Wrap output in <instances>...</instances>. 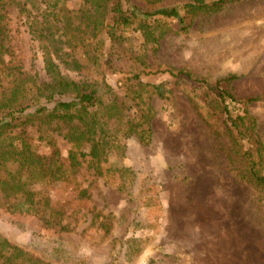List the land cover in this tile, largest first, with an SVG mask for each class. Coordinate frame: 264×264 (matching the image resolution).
Segmentation results:
<instances>
[{
    "label": "rangeland",
    "instance_id": "rangeland-1",
    "mask_svg": "<svg viewBox=\"0 0 264 264\" xmlns=\"http://www.w3.org/2000/svg\"><path fill=\"white\" fill-rule=\"evenodd\" d=\"M183 1L128 3L152 11ZM79 2L65 0L64 7L76 10ZM43 7L41 0H7L15 48L10 64L50 81L44 55L28 33L32 16ZM180 16L181 21L163 19L166 31L157 44L145 43L136 24L123 32L121 44L106 40L103 51L113 58L108 68L95 72L60 66L76 81L87 75L104 82L111 89L105 97L124 99L128 85L145 83L152 134L147 144L136 136L124 139L123 147L103 163L130 168L134 181L127 180L123 188L117 176L96 175L92 169L36 186L39 199L59 211L61 226H46L45 214H18L0 205V233L12 243L49 264H65L51 252L58 240L67 242L77 264H264V191L240 179L245 151L262 161L264 171V0L227 2L214 13L181 10ZM74 50L88 67L81 46ZM166 69L185 70L210 83L235 75L222 85L235 98L233 117L245 116L241 127L254 143L238 135L219 110L209 112L214 96L208 88ZM152 85L160 86L162 96ZM22 134L39 155L50 152L34 126ZM52 137L65 156L69 143L57 133ZM98 214L110 217L107 234L97 226ZM132 238L143 240L137 256L124 242Z\"/></svg>",
    "mask_w": 264,
    "mask_h": 264
},
{
    "label": "trees",
    "instance_id": "trees-1",
    "mask_svg": "<svg viewBox=\"0 0 264 264\" xmlns=\"http://www.w3.org/2000/svg\"><path fill=\"white\" fill-rule=\"evenodd\" d=\"M41 1L44 7L40 9L39 17L32 16L28 33L44 55V68L50 81H39L35 74L23 72L20 65L10 64L15 48L7 26V0H0V205L18 214H45L44 224L55 227L61 226V215L49 206L47 200L39 199L35 189L37 185L68 180L82 169H92L96 175L109 172L113 177L117 176L119 187L123 188L127 180L129 183L134 181L135 175L130 168L122 165L107 167L103 163L123 147L124 139L136 136L141 143L147 144L152 134V107L145 99L149 92L145 83L128 85L126 89L129 92L124 99L115 94L105 97L111 89L104 82L87 75L82 81H76L63 74L60 66L63 70L91 71L95 68V72L103 65L108 68L113 58L108 57L111 52L103 51L106 40L112 46L121 44L125 41L123 32L132 24H136L135 28L145 43L157 44L166 31L163 19L181 21V10L190 15L214 13L225 3L238 0H185L152 11H141L128 3L129 0H79V8L72 11L64 7L65 0ZM150 17L157 18L149 22L147 19ZM76 45L81 46L88 67L75 57ZM165 71L208 88L214 96L208 102L209 112L219 110L238 135L254 143L241 127L245 116L233 117L230 104L235 102V98L222 85L235 75L210 83L185 70ZM133 76L137 78L138 75ZM152 88L162 96L160 86L152 85ZM28 126H34L39 140L50 147L48 154L36 153L22 136ZM19 127L20 131H15ZM52 133H57L69 143L65 156L56 146ZM244 157L240 179L246 180L256 190L264 191V171L259 167L262 161L256 160L248 151ZM84 193V189L79 192L80 196ZM95 217H99L98 228L104 234L110 232V217L101 214ZM142 241L132 238L124 242L128 251L137 256L143 249ZM51 252L56 260L77 264L71 261L72 250L64 240H58ZM0 264L49 263L0 233Z\"/></svg>",
    "mask_w": 264,
    "mask_h": 264
}]
</instances>
